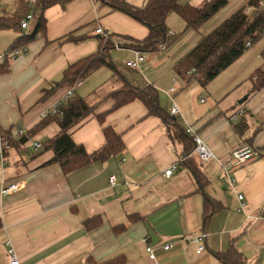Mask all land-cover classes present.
Returning a JSON list of instances; mask_svg holds the SVG:
<instances>
[{
    "label": "crops",
    "instance_id": "obj_1",
    "mask_svg": "<svg viewBox=\"0 0 264 264\" xmlns=\"http://www.w3.org/2000/svg\"><path fill=\"white\" fill-rule=\"evenodd\" d=\"M126 1L136 7L147 3ZM208 1L179 3L200 7ZM250 1L227 0L226 7L197 32L185 30L184 21L171 13L169 31L180 37L169 48L148 54L149 67L128 68L126 63L136 51L117 46L111 58L119 73L102 67L75 87L54 93L49 91L70 64L98 50L97 28L115 35L116 42H121L119 36L143 40L148 29L95 0H71L44 11L45 36L24 44L18 56L0 60V66L8 65L7 71L0 72L2 134L17 126L30 133L23 146L6 151L5 166L0 163V264H9L10 250L21 264H87L89 259L104 263L118 256L124 264H153L142 243L145 237L160 264H221L216 254L226 252L232 240L247 264H264V86L258 87L254 76L259 69L264 72V38L256 52L244 53L205 88L195 80L185 82L175 72L203 37ZM36 2L0 0V18L21 16L16 28L0 31V56L12 54L8 52L11 45L33 31L41 14ZM29 14L34 19L28 30H22L19 25ZM126 81L154 87L164 109L174 102L180 110L176 121L193 139L197 136L207 144L215 159L203 163L192 155L207 179L203 191L184 165L183 145L170 139L164 122L148 115L142 101L112 111L114 101L109 95ZM70 90L96 106L95 114L71 131L73 141L92 153L104 144L103 129L109 126L121 135L125 148L105 162L64 174L58 164L50 163L53 151H36L32 143L43 145L60 132L57 121L34 129ZM240 110L244 111L241 116ZM103 113L102 123L97 117ZM237 124L244 126L242 135ZM241 146L251 147L256 159L237 169L231 184L223 167ZM170 168L174 171L166 176ZM21 181L26 184L23 189L1 194L2 186ZM205 196L222 206L207 225L203 222ZM89 220L96 226L87 229ZM122 225L126 229L115 233L114 228ZM203 233L207 234L205 250L197 254L198 245L191 239ZM165 245L170 250L165 251Z\"/></svg>",
    "mask_w": 264,
    "mask_h": 264
},
{
    "label": "trees",
    "instance_id": "obj_2",
    "mask_svg": "<svg viewBox=\"0 0 264 264\" xmlns=\"http://www.w3.org/2000/svg\"><path fill=\"white\" fill-rule=\"evenodd\" d=\"M70 1L37 0L36 7L41 14L33 31L30 34H22L11 45L8 52L21 50L24 44L32 42L38 37H44L47 31V19L43 14L44 11L58 4L64 6ZM95 1L108 8L110 12H121L131 17L148 29V35L143 40L119 36L122 39L121 42L114 40L115 35H101L98 50L70 64L64 70L61 81L52 86L49 91L51 93L59 88L75 87L102 67H109L114 72L119 73L111 58V53L117 46L147 54L159 52L161 47L169 48L180 37V35L170 34L167 20L171 13L177 14L184 21L185 30L199 31L227 5V0H211L200 7L181 5L179 0H147L144 7L133 6L126 0ZM262 1L251 0L247 7L235 12L203 37L201 42L176 65V74L187 83L195 80L202 87H207L221 72L230 67L246 52L248 48L245 47V44L247 42H250L252 46L264 38V4H262ZM248 8L250 10L247 11ZM20 19L19 14L12 18H0V31L16 28L21 21ZM68 39L74 42L81 41V39L74 40L71 37H68ZM261 55L264 59V49ZM7 69V64L0 66V72H5ZM254 76L258 79V87H263L264 72L259 69ZM109 97L114 101L112 111L140 100L146 106L148 115L160 118L166 126L170 139L183 145L182 158L185 160L184 165L191 171L200 191L204 190L207 179L192 158L196 143L187 130L170 115L169 110L161 106L158 92L154 87L147 84L134 85L126 81L122 88L112 92ZM59 110L63 113L61 119L48 114L35 127L34 131L45 127L52 121L58 122L60 132L54 138L44 142L42 150L53 151L54 157L50 163L58 164L64 174H70L93 163L105 162L124 150L125 145L121 135L109 126L103 129L104 144L92 153H88L82 145H78L73 141L71 131L89 116L95 114L96 106H89L83 98L74 96L68 102L62 103ZM105 115V113L98 115L97 118L100 122H104ZM236 130L238 134L242 135L244 126L237 124ZM29 134L28 131V136ZM8 135H10V132H8ZM27 141L28 137L12 140L11 146L17 145L20 147ZM221 209L222 206L219 202L205 196L204 225H207L210 218ZM92 221L86 222L87 229L96 226L91 223ZM125 229L126 226L124 225L116 226L114 232L119 234ZM216 258L221 264H247L246 259L236 248L234 240L230 242L227 251L217 253ZM87 264H124V258L118 256L104 263H96L89 259Z\"/></svg>",
    "mask_w": 264,
    "mask_h": 264
},
{
    "label": "built area",
    "instance_id": "obj_3",
    "mask_svg": "<svg viewBox=\"0 0 264 264\" xmlns=\"http://www.w3.org/2000/svg\"><path fill=\"white\" fill-rule=\"evenodd\" d=\"M34 19V16L32 14H29L26 16V18L21 22L20 28L22 30H28L30 27V21ZM96 33L99 35H105L108 36V34L102 30V28H97L96 29ZM171 35H173L172 33H170ZM246 48L251 47V43L247 42L245 44ZM165 50L164 47H161V51ZM23 53V50H18L13 52L12 54H2L0 56V60L4 61L8 58H14L16 56H18L19 54ZM150 54V53H148ZM147 53H142L139 51L135 52V58L132 61H128L126 63V66L128 68H132V69H139L143 66H147L149 67V60H148V55ZM174 89H171V92H173ZM73 91H68L66 94V98L63 102L58 103L53 109L52 111L49 113L53 116H55L57 119H61L63 116V113L59 110V107L62 103H66L68 102L71 98H73ZM169 113L171 116L175 117L177 115L180 114V110L178 108V106L173 102H171L170 105V109H169ZM244 111L240 110L238 115L241 116L243 115ZM237 117V116H236ZM22 137H28V130L27 128H24L22 126H17L15 127L11 132L10 135H6L4 136L2 134V130L0 127V163L2 164V166H5L6 164V157H5V153L6 151H8L11 148V141L12 140H18ZM194 141L196 143L195 148H194V154L195 156L198 158L199 161L205 163L208 162L210 160L215 159L214 155L212 154L211 150L209 149V147L207 146V144L201 140L200 138H198L197 136L194 137ZM33 148L36 151H40L42 150V144H40L39 142L34 141L32 143ZM256 159V154L254 152V150L249 147V146H241L237 149H235L231 155H230V160L229 162L223 167L224 169V173L227 176L229 182L231 184L235 183V178H234V172L243 167L244 165H246L249 162H252L253 160ZM173 169L170 168L169 170H167L165 172L166 176H170L171 173H173ZM110 181L112 184H114L115 182V178L112 176L110 178ZM26 186L25 182L21 181V182H16V183H12L10 185H4L2 186L1 189V194L5 195V194H10L13 192H16L18 190L23 189ZM240 201L243 200V196H239L238 197ZM244 205H242L241 207L243 208ZM207 234L203 233V234H199L197 236H194L191 239V242L195 243L196 245H198L197 248V254H201L202 252H204L205 250V239H206ZM142 243L145 246L146 252L148 254V258L149 260L153 263V264H160L158 261V257L155 251V248L152 246V244L149 241L148 237H145L142 239ZM171 246L170 245H165L164 246V250L168 251L170 250ZM9 257H10V262L9 264H21L20 260L18 259V257L16 256L15 252L13 250L9 251Z\"/></svg>",
    "mask_w": 264,
    "mask_h": 264
},
{
    "label": "rangeland",
    "instance_id": "obj_4",
    "mask_svg": "<svg viewBox=\"0 0 264 264\" xmlns=\"http://www.w3.org/2000/svg\"><path fill=\"white\" fill-rule=\"evenodd\" d=\"M197 32V31H196ZM183 40H187V36L183 38ZM183 43V42H182ZM262 45V41H259L258 43H256L252 48L246 50L245 53H251V52H256ZM123 67V66H122ZM125 68V67H124ZM91 85H89L87 88H90Z\"/></svg>",
    "mask_w": 264,
    "mask_h": 264
},
{
    "label": "water",
    "instance_id": "obj_5",
    "mask_svg": "<svg viewBox=\"0 0 264 264\" xmlns=\"http://www.w3.org/2000/svg\"><path fill=\"white\" fill-rule=\"evenodd\" d=\"M243 101H244V99L240 103H242Z\"/></svg>",
    "mask_w": 264,
    "mask_h": 264
}]
</instances>
